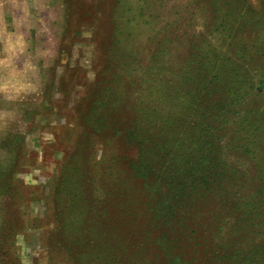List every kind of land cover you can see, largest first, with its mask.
Listing matches in <instances>:
<instances>
[{"label": "rangeland", "instance_id": "374dc122", "mask_svg": "<svg viewBox=\"0 0 264 264\" xmlns=\"http://www.w3.org/2000/svg\"><path fill=\"white\" fill-rule=\"evenodd\" d=\"M216 138L239 174L193 191ZM113 157L152 217L101 203ZM0 264H264V0H0Z\"/></svg>", "mask_w": 264, "mask_h": 264}, {"label": "trees", "instance_id": "16d2710c", "mask_svg": "<svg viewBox=\"0 0 264 264\" xmlns=\"http://www.w3.org/2000/svg\"><path fill=\"white\" fill-rule=\"evenodd\" d=\"M234 63V62H232ZM231 63H225L224 68H227L228 66H231ZM223 73V72H222ZM233 75V73H229V74H224L223 73V81L218 82L221 80V76H220V72L216 71L213 72L212 77H211V81L210 83H212V87L210 89V91L206 94V98L211 96L210 92H217V90L220 91L221 96L220 98L223 101H226L227 99L230 100L231 102L229 104L224 102L223 105V109H225V107L232 105L233 102H238L239 99L241 98V95L237 93L236 91V87L234 86V81L235 79L229 80V77L227 76H231ZM235 76H238L237 74H234ZM204 91H190V94L193 93V97L190 98V104L196 102L198 105H196V109L199 108V105L202 103V97L199 96L202 92ZM196 96L201 97L199 100L196 98ZM237 99V100H236ZM236 100V101H235ZM220 109H222V107H219ZM192 109V108H191ZM186 110L187 112H192V110ZM208 107H205L203 109V111L201 112V114L198 117V120L201 122H197L195 121V124L193 125L194 127H199L201 126V130H204V128L206 129V127L208 126V129L213 128L212 126H210V122H203L205 119V114L208 111ZM236 115V114H235ZM257 115H259L258 113L256 115H254L255 117V122H258L259 120H263L262 118L259 119L257 118ZM194 115H188V119H190V117ZM248 120H251L250 116H247ZM220 129V128H218ZM215 136H213L214 138ZM195 143V142H194ZM220 143V139L216 138L214 139L213 142H207L206 145L204 144V146L206 147L205 149H202V147L199 146V149H197L198 151H205L207 153V156L202 155V160L199 161L198 164H196V167L194 166H189V168H187L188 166H184L182 165L181 161H175L173 162L174 164L172 166H175L177 168H179L176 172L180 173V179L182 178L183 181H187L188 184L191 185V188L193 191H196V188L199 187V189H201L202 187H206L209 188L210 183H214L216 180H218L221 184L225 181H229V182H233L235 180V177L239 174L238 171L236 170L235 166L231 163L235 164V160L236 157L234 156V154H231V152H229L231 155H233L235 160H229L230 164L226 161L225 164L220 167L217 159L212 158V154L214 152V150H218L219 146L221 144ZM196 144V143H195ZM203 143H201L200 145H202ZM224 149V148H223ZM194 151L193 149H191L189 146L184 145L182 149H179L177 152L178 153H182L183 155V160H186V156L185 154H189V152ZM171 158H169V161L171 162L172 159V154L169 155ZM224 157H229V156H224ZM177 158V156H176ZM222 159V158H221ZM111 164L113 165L115 171L113 169H111L109 166H107V168L105 170L102 171V176L99 175V180L102 182V185L100 188L103 190L101 192H99L100 194H104L106 197L103 196V200H101L102 204H107L110 206V204L112 205V207H115L117 209H121L120 211V215H131L132 212L135 213H139L137 212V210L139 211H143L144 214L148 216L152 217V212L154 209V205H155V201H156V196L157 194V190H155L156 192H154L152 194L150 188L147 186V184L142 181L144 184H139L140 186L136 185L132 186L131 184H126L125 182H123L121 180V182L119 181V176L117 174L118 170V166H117V162H116V158L113 157L111 160ZM229 167V168H228ZM104 168V166L102 167ZM223 168V169H222ZM222 169L221 172L218 173V171ZM117 174V175H116ZM224 174H229L227 176H223ZM109 176L110 177V183L109 185L105 186V177ZM118 181V182H116ZM116 184H113L115 183ZM125 185V187L123 186ZM133 187V188H131ZM125 188V192L122 193V191H124ZM120 195V197H124L126 200L124 201V203L126 205H120L115 203L116 200H111V198H108V195ZM107 198V199H106ZM132 198V199H131ZM110 203V204H109ZM130 203V204H129ZM128 205V206H127ZM158 227L154 226V229H157Z\"/></svg>", "mask_w": 264, "mask_h": 264}]
</instances>
